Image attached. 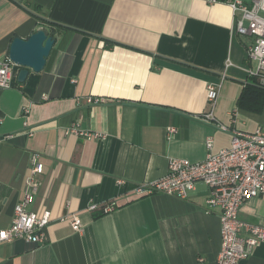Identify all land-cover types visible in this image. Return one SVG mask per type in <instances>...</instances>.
Returning a JSON list of instances; mask_svg holds the SVG:
<instances>
[{
	"label": "crops",
	"instance_id": "crops-1",
	"mask_svg": "<svg viewBox=\"0 0 264 264\" xmlns=\"http://www.w3.org/2000/svg\"><path fill=\"white\" fill-rule=\"evenodd\" d=\"M39 29L55 41L43 70L19 83L14 66L12 87L0 91V229L23 199L33 158L43 170L29 209L48 212L50 224L41 246L0 243V264H215L220 222L215 209L206 212L204 185L185 200L132 189L163 176L169 159L203 161L208 138L212 154L227 149L231 135L217 123L243 133L264 126V107H237L252 83L240 69L249 38L235 32L230 8L202 0H0V58L14 37ZM218 83L216 123L206 122V86ZM87 97L104 102L88 105ZM72 127L103 138L66 135ZM108 203L114 210L104 213ZM69 214L81 232L64 220ZM238 218L264 227V194L243 203ZM238 264H264V243Z\"/></svg>",
	"mask_w": 264,
	"mask_h": 264
},
{
	"label": "built area",
	"instance_id": "built-area-1",
	"mask_svg": "<svg viewBox=\"0 0 264 264\" xmlns=\"http://www.w3.org/2000/svg\"><path fill=\"white\" fill-rule=\"evenodd\" d=\"M202 1L209 4L223 3L230 8L235 32L249 38L246 47L247 64L240 69L247 78L255 80L258 86L264 88V0ZM13 68L14 64L7 55L0 58V91L12 87ZM220 88L221 83L206 86L209 111L202 116L206 122L216 123L213 108ZM85 101L88 105L104 102L103 99L91 97H87ZM216 127L230 133V146L227 149L212 154V140L208 138L205 143L208 153L203 161L169 159L163 176L136 185L132 192L136 196L164 194L185 200L197 184L204 185L208 191L205 200L206 212L211 213L215 209L220 222V251L215 264H238L251 255L256 245L264 243L263 226L238 218V211L243 203L264 194V126L258 127L252 133L230 130L219 123ZM167 131L168 134L176 132L172 128ZM32 133L31 130L26 134L31 136ZM71 133L88 139L103 138V135L97 133L78 132L75 127L65 132L66 135ZM11 137L7 136L3 140ZM42 170V164L33 158L29 173L24 178L23 199L14 205L9 227L0 229V243L21 240L38 247L47 241L50 214L44 212L38 216L29 209L39 190ZM118 184L123 185L124 182L118 180ZM87 208L92 211L96 204ZM113 210V203H108L103 208L104 213ZM64 220H68L72 231L81 232V221L75 214L67 215Z\"/></svg>",
	"mask_w": 264,
	"mask_h": 264
},
{
	"label": "water",
	"instance_id": "water-1",
	"mask_svg": "<svg viewBox=\"0 0 264 264\" xmlns=\"http://www.w3.org/2000/svg\"><path fill=\"white\" fill-rule=\"evenodd\" d=\"M28 12L46 23H52L29 10ZM54 42V39L43 29L35 31L27 39L14 37L11 40L7 56L14 66L20 69L17 75L19 83L25 81L29 70L35 73L43 70ZM244 84L253 85L248 82Z\"/></svg>",
	"mask_w": 264,
	"mask_h": 264
},
{
	"label": "trees",
	"instance_id": "trees-1",
	"mask_svg": "<svg viewBox=\"0 0 264 264\" xmlns=\"http://www.w3.org/2000/svg\"><path fill=\"white\" fill-rule=\"evenodd\" d=\"M245 84L238 99L237 107L249 112H260L264 107V88L258 86L255 80Z\"/></svg>",
	"mask_w": 264,
	"mask_h": 264
}]
</instances>
